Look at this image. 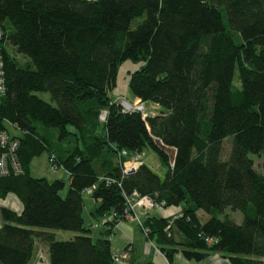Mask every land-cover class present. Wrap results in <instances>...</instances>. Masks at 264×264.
<instances>
[{
  "label": "trees",
  "instance_id": "1",
  "mask_svg": "<svg viewBox=\"0 0 264 264\" xmlns=\"http://www.w3.org/2000/svg\"><path fill=\"white\" fill-rule=\"evenodd\" d=\"M0 26V128L20 131L10 133L22 167L0 177V197L11 191L23 203L20 212L0 207V264H26L35 241L49 264H112L113 227L141 195L180 206L140 218L146 232L138 226L168 262L218 252L228 264H264V172L249 156L264 157V0H0ZM125 60L139 63L127 73L131 101L159 110L122 111L110 95ZM146 148L164 173L144 161L123 173L128 152ZM42 152L67 172L64 196L61 178L30 174ZM84 191L91 216L103 217L94 240ZM58 229L73 235L56 238ZM129 250L117 251L127 259Z\"/></svg>",
  "mask_w": 264,
  "mask_h": 264
},
{
  "label": "crops",
  "instance_id": "2",
  "mask_svg": "<svg viewBox=\"0 0 264 264\" xmlns=\"http://www.w3.org/2000/svg\"><path fill=\"white\" fill-rule=\"evenodd\" d=\"M128 61L129 60H125L120 64V66L124 65V71L126 72L125 80H127L128 78L127 73L135 69L139 65V63H132V62L128 63ZM121 93L123 94V92ZM121 93L119 94V96H123L121 95ZM117 97L118 95H115L114 99L118 101ZM152 105H153L152 107L154 108L157 104L153 103ZM67 181H68V176H67ZM0 207H7L16 212H20L23 208V203L19 195L10 191L7 192L4 196L0 197ZM179 211H180L179 205H169L162 207L157 206L148 209H143V208L138 209L140 218L142 220L149 215L166 217V216L174 215ZM197 215L200 217V219L206 218L205 214L202 215L201 211H198ZM238 218L239 217L237 216V219ZM236 221L238 222V220ZM54 234L57 237L58 231L54 230ZM62 234L63 233H61V235ZM65 235H66L65 237H70L73 235V232L69 231L65 233ZM116 235H118L117 240L120 242L118 243L115 242L113 243L112 246H110L112 251L121 250L127 245L130 247L128 258L122 260L118 264H228L227 259L218 252L210 253L207 256H205L203 259L198 261L194 260V262H191V260H187L183 258L181 255L177 254L179 252H176L173 257V262L170 263L162 254V252L158 249L153 239L150 240L146 238L142 234L139 227L134 222L125 219L119 220L113 227V232L110 236V245L112 238ZM26 264H49L46 246H44L39 241H35L32 249V254Z\"/></svg>",
  "mask_w": 264,
  "mask_h": 264
},
{
  "label": "rangeland",
  "instance_id": "3",
  "mask_svg": "<svg viewBox=\"0 0 264 264\" xmlns=\"http://www.w3.org/2000/svg\"><path fill=\"white\" fill-rule=\"evenodd\" d=\"M7 48L11 52V48L9 47V45L7 46ZM16 58L18 61H20V63L24 62V59H22L21 56L17 55ZM128 63H131V62L128 61ZM125 79H126V72L124 71V65H122L119 67V70L117 72L116 85L112 89V91L110 92V95H112L113 98H115V95H118L117 99L119 101H121V99H126L128 101H131V99H132L130 92L126 88L127 80H125ZM234 81L237 82V75L236 74H234ZM121 92H123V94ZM120 93L123 96H119ZM37 94L40 98H42L46 101H51L49 93L38 92ZM135 100L136 99H134L133 101H135ZM141 104L143 105L144 110L148 111V112H154V111H157L160 109V106H158V105H156L153 108L152 107L153 103L151 101H142ZM102 112H103V110H101L99 115H98V118L100 119V121L103 120L100 118V114ZM7 129L12 134H15V135L20 134V131L18 129H13L11 127L7 128ZM228 144H229L228 139H225L223 142V147H224L223 156H225V153H226L227 148H228ZM126 154H127V152H126ZM136 154L137 153H134V152H128L127 157L132 158ZM249 156L253 159L254 167L257 170H259L260 172H264V157L263 156H257L254 154H249ZM139 161L146 162L159 174L164 173L165 166L161 163L158 156L153 151H151L150 149H147V148L143 149V151H141V153H139ZM29 168H30V174L34 177H45L48 180H51L54 178H61L64 182V185L59 190V194L61 196H64V194L67 190V186H68L67 174L62 167L52 168L45 152H42L40 155L34 157L30 162ZM82 198H83V202H84V205L82 208V217L84 220V225L90 228L89 234H90L92 240H94L96 238V236L98 235L99 230L101 229L100 225H101V222L103 220V217H100L99 219H95L89 213L90 210L93 208V205H94L93 204L94 200L90 196V193H87L84 191L82 193ZM153 207H157V206H153ZM159 207H161V206H159ZM148 208H152V207H143V209H148ZM201 213H202V215H204L203 212H201ZM225 213H227L228 216L234 218V220H238V221L241 220V214L239 211H231L228 208L227 210H225ZM220 216H223V215H220ZM237 216L240 219L239 218L237 219ZM205 217H207L206 214H205ZM139 218H140V215H139ZM125 220L132 221L137 226H139L136 220L135 221L129 220V219H125ZM57 231H58V234H57L56 238H59V239L68 238V237H65L66 236L65 233H67L69 231L61 230V229H58ZM61 233H63V234L61 235ZM117 237H118V235H116L112 238L110 246H112L113 243H115V242H117V243L120 242L117 240ZM177 254L181 255L180 253H177ZM191 262H194V260H191Z\"/></svg>",
  "mask_w": 264,
  "mask_h": 264
},
{
  "label": "built area",
  "instance_id": "4",
  "mask_svg": "<svg viewBox=\"0 0 264 264\" xmlns=\"http://www.w3.org/2000/svg\"><path fill=\"white\" fill-rule=\"evenodd\" d=\"M6 35L4 29L0 26V95L5 92V75H4V61H3V53L2 47H6ZM142 101H128L126 99H121L119 101V105L122 111H130V110H138L142 113L144 117L146 115V111L141 104ZM105 110L100 114V118L104 119ZM11 128L18 129L13 127L8 122H6ZM17 148H18V139L16 136L12 135L7 128H0V177L10 176V175H18L22 173V167L18 160L17 156ZM119 156L126 155V150L122 149L119 153ZM51 160V157L48 158ZM139 161V153H137L134 157L128 158L122 161V172L127 173L130 169H135L136 166L140 163ZM52 167V166H51ZM53 168V167H52ZM88 192L90 189L87 190ZM163 202L153 201L152 198L148 195H141L136 198L127 199L128 208L130 209L129 213H125L124 218L129 220H136L139 227L142 228L144 232L147 231L145 227H142V221L139 218L138 213L135 211V206L140 207H153L160 206ZM127 257L126 251H114L112 253V264H118L122 260Z\"/></svg>",
  "mask_w": 264,
  "mask_h": 264
},
{
  "label": "water",
  "instance_id": "5",
  "mask_svg": "<svg viewBox=\"0 0 264 264\" xmlns=\"http://www.w3.org/2000/svg\"><path fill=\"white\" fill-rule=\"evenodd\" d=\"M130 171H133V169H130L129 172H130Z\"/></svg>",
  "mask_w": 264,
  "mask_h": 264
}]
</instances>
